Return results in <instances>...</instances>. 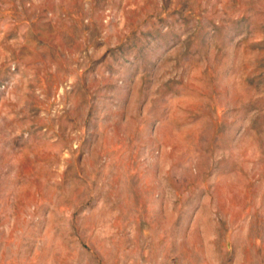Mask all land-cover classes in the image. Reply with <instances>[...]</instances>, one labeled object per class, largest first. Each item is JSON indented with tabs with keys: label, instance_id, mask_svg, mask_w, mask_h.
<instances>
[{
	"label": "rangeland",
	"instance_id": "obj_1",
	"mask_svg": "<svg viewBox=\"0 0 264 264\" xmlns=\"http://www.w3.org/2000/svg\"><path fill=\"white\" fill-rule=\"evenodd\" d=\"M0 264H264V0H0Z\"/></svg>",
	"mask_w": 264,
	"mask_h": 264
}]
</instances>
